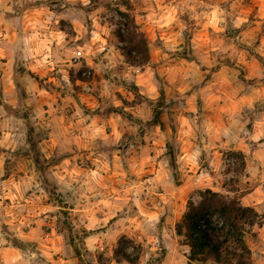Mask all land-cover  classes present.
Segmentation results:
<instances>
[{"label": "clouds", "instance_id": "obj_1", "mask_svg": "<svg viewBox=\"0 0 264 264\" xmlns=\"http://www.w3.org/2000/svg\"><path fill=\"white\" fill-rule=\"evenodd\" d=\"M0 264H264V0H0Z\"/></svg>", "mask_w": 264, "mask_h": 264}]
</instances>
